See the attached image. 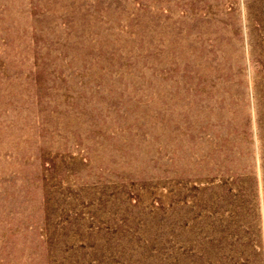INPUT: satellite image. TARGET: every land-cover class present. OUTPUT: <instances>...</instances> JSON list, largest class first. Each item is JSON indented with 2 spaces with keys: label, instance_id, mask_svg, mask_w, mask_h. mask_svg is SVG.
Returning a JSON list of instances; mask_svg holds the SVG:
<instances>
[{
  "label": "rangeland",
  "instance_id": "obj_1",
  "mask_svg": "<svg viewBox=\"0 0 264 264\" xmlns=\"http://www.w3.org/2000/svg\"><path fill=\"white\" fill-rule=\"evenodd\" d=\"M0 264H264V0H0Z\"/></svg>",
  "mask_w": 264,
  "mask_h": 264
}]
</instances>
